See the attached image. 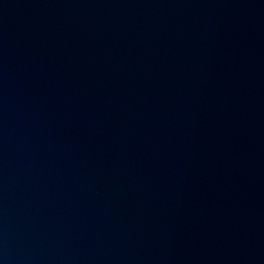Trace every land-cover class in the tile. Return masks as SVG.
<instances>
[{
    "label": "water",
    "instance_id": "1",
    "mask_svg": "<svg viewBox=\"0 0 264 264\" xmlns=\"http://www.w3.org/2000/svg\"><path fill=\"white\" fill-rule=\"evenodd\" d=\"M0 264H264V0H0Z\"/></svg>",
    "mask_w": 264,
    "mask_h": 264
}]
</instances>
